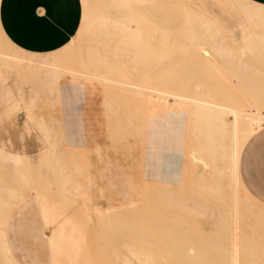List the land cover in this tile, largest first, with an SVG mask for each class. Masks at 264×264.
Instances as JSON below:
<instances>
[{
  "label": "bare ground",
  "instance_id": "obj_1",
  "mask_svg": "<svg viewBox=\"0 0 264 264\" xmlns=\"http://www.w3.org/2000/svg\"><path fill=\"white\" fill-rule=\"evenodd\" d=\"M159 6L179 16L177 27L148 18ZM175 52L180 66L169 67ZM153 61L160 75L151 76ZM184 63L190 74L173 75ZM77 102L88 107L77 113ZM95 118L104 122L112 156ZM14 124L21 138L35 136L46 157L32 178L26 153L0 139V264H59L64 257L91 264L76 226L67 232L70 221L29 196L51 184L80 202L84 217L97 215L98 239L123 263L240 264L243 252L248 264H264V196L245 181L250 167L264 168V5L144 0L86 9L68 42L48 53L21 49L0 26V131ZM62 142L69 145L60 151ZM192 152L204 154L203 162ZM132 168L143 179L128 176ZM94 199L107 201L104 212ZM32 206L37 226L21 216ZM27 240L50 252L38 259Z\"/></svg>",
  "mask_w": 264,
  "mask_h": 264
},
{
  "label": "rangeland",
  "instance_id": "obj_2",
  "mask_svg": "<svg viewBox=\"0 0 264 264\" xmlns=\"http://www.w3.org/2000/svg\"><path fill=\"white\" fill-rule=\"evenodd\" d=\"M144 0H137L133 4H142ZM164 3V1H161V5ZM164 5V4H163ZM115 8H120V7H115ZM100 9H108L107 7H102ZM110 10V9H108ZM148 18H154L155 21L161 23L162 18H169L172 22V26L175 28L178 26L179 23V16L177 14H165L162 6L155 7L154 9L148 10L147 13ZM153 49L156 51H159V48L157 46H153ZM159 57H153V60H157ZM181 59V56L175 52L172 56L167 58L166 65L169 67H175V66H180L177 61ZM150 65V64H149ZM189 64L184 63V70L178 71L174 70L172 72L173 75H184L187 76L190 73L186 70ZM150 66H153L156 70H154L151 73V76H156L160 75V71L156 68L159 66V64L156 61H153ZM148 65L142 66V68L147 69ZM45 99H52L54 98L53 95H45ZM84 105L82 102H77L75 104V109L77 113L82 112L84 110ZM39 107L42 108V112H44V108L47 107L45 104H40ZM88 107V106H86ZM79 129L82 134V145H85L88 147L87 141H86V134L84 133V121L79 120ZM93 123L97 125L99 128L100 132V138L101 140L105 141V145L109 155L112 156V146L109 142V140H105L104 136V129L101 128V126L104 124L103 121L97 120L96 118L93 120ZM6 130V131H5ZM21 128L17 126L16 124L14 125H7L4 130L0 131V139L2 140H7L9 139L12 145V148L16 151H24L27 155V160L24 162V167L28 171L30 177L32 178H38V172H39V166L41 164V161L45 159V154L39 149L40 145L38 141L36 140L35 136L31 134L30 136H25L23 138L20 137V132ZM69 145L67 142H62L59 144L58 149L61 151L64 150V147ZM128 154L127 151L120 152L119 154ZM192 156L196 161H199L200 163L203 162L204 154L197 153V152H192ZM118 155V156H120ZM89 156L91 159H94V156L89 153ZM62 161H66L68 159L67 155L62 154L61 155ZM134 159H128V162H133ZM126 162V163H128ZM127 175L132 177L133 179H143L142 175L139 173L140 169L137 168H132L131 170H128ZM164 172V170L162 169ZM166 176L172 177V170L166 171ZM171 172V173H170ZM86 174H91L97 178L99 181V176L97 172L94 169H90ZM246 182L248 183L247 186H249L251 190V193H258L259 195L264 196V168L260 166H255L250 167L249 173L246 176ZM100 182V181H99ZM102 183V182H100ZM34 186V185H33ZM174 190V189H173ZM30 197H36L37 202L39 203V206L45 207L50 213L59 216L62 219H66L70 221V224L68 227H66V231L70 232V227L69 226H76L77 231L79 230L81 235L85 238L87 244H88V253H89V258H90V263L91 264H128V263H123L119 258H115L114 255L112 254V248L110 246H104V241H100L98 239L99 236V225H98V217L95 213H90L88 217H84L80 206L78 205L80 202L75 203L72 201L67 195H65L62 191H60L56 185H47V186H35L33 190L28 191ZM94 207L97 210H100L102 212L105 211L107 207V201L105 199H94ZM160 204L165 206V202L162 201ZM161 206V207H162ZM21 205H17L15 208L12 209V213L17 216L18 211L20 210ZM165 208V207H164ZM144 205H140L138 208V212L143 211ZM171 215H176L177 209L174 206H171ZM256 210V208L254 209ZM21 212L22 217H32L33 222L36 225H39L37 223L36 219V214H37V207L32 206L30 208H24ZM82 218L84 220V224L82 226H78V223L76 222L78 219ZM36 225V226H37ZM241 225V223H240ZM110 234V233H108ZM27 243H30V248L33 250L38 259H43L42 254H44L46 251L50 252L49 249L42 247V243L40 241H32L30 242L27 240ZM113 242L111 241H106L105 244L110 245ZM121 246V244H120ZM101 256V258H99ZM98 257V258H96ZM245 254L243 252H239L237 254V258L239 260L240 264H248L247 260L245 258ZM18 260L21 262V256H18ZM59 264H69L66 260V257L60 258Z\"/></svg>",
  "mask_w": 264,
  "mask_h": 264
},
{
  "label": "crops",
  "instance_id": "obj_3",
  "mask_svg": "<svg viewBox=\"0 0 264 264\" xmlns=\"http://www.w3.org/2000/svg\"><path fill=\"white\" fill-rule=\"evenodd\" d=\"M137 0H1L0 26L12 43L34 53L62 48L79 25L82 10L114 9ZM264 5V0H251Z\"/></svg>",
  "mask_w": 264,
  "mask_h": 264
}]
</instances>
